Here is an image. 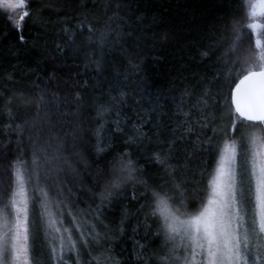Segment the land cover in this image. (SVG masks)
Segmentation results:
<instances>
[{
	"label": "trees",
	"instance_id": "trees-1",
	"mask_svg": "<svg viewBox=\"0 0 264 264\" xmlns=\"http://www.w3.org/2000/svg\"><path fill=\"white\" fill-rule=\"evenodd\" d=\"M111 2L113 7L115 3L121 5L116 18L119 36L113 34L114 43L106 48L99 70L92 62L94 46L87 45V28L102 26L107 15H112L111 11L107 15L103 11L110 0H96L95 9L92 0H26L23 12L30 15L20 22L19 28L0 10V93L7 98L21 89L29 90L36 98L44 96L42 108L46 109L37 115L33 104L26 113H17L15 121H10L0 109V154H7L8 160L16 156L30 160L33 141L37 147L49 140L53 147L62 144L60 155L71 166L63 165L59 173L53 171L46 182L41 170V187L50 191L49 212L62 222L58 226L71 228L80 239V228L84 237L89 236L90 229L93 235L99 233L101 243L121 264H157L153 253L163 248L164 237L157 235L160 225L151 216L148 200L140 197L142 186L128 182L101 202L100 193L112 179L113 162L121 153H129L149 183L162 176L167 178L152 154L166 150L167 141L181 134L174 130L185 120L184 113L191 112L193 122L201 117L197 100L206 90L209 107L204 115L209 118V127L201 130L195 123L194 127L201 141L213 136L212 128L217 129L219 139V128L229 123L225 105L229 70H233L232 74L239 71V78L246 74L252 60L250 50H255V35L246 27V0ZM85 3L87 8L82 7ZM63 29L68 30L67 34ZM74 33L73 42L69 37ZM237 37L240 40L232 52L230 48ZM204 51L209 56H202ZM234 60L238 61L235 66ZM110 84L115 86L112 95L126 93L119 117L124 131H115L114 114L101 120L105 124L103 139L107 147L97 153L96 105L108 99ZM77 94L82 101L75 99ZM9 123L13 128L21 124L23 135L8 129ZM134 124L142 125L146 133L142 145L125 143L134 134ZM195 139L193 135L176 144L180 162L187 164L181 180L186 186L190 210L197 207L198 193L202 194L200 190L218 160L216 152L194 150ZM208 148L204 143L203 149ZM48 155H53V148L48 149ZM6 164L0 157V201L7 187ZM36 196V212L40 213L39 192ZM39 221L35 258L39 264H59L50 254L53 245L59 254V234L48 226L47 214ZM140 245H144V250L138 261ZM98 254L93 251V255ZM68 255L66 251V264H71Z\"/></svg>",
	"mask_w": 264,
	"mask_h": 264
},
{
	"label": "snow or ice",
	"instance_id": "snow-or-ice-1",
	"mask_svg": "<svg viewBox=\"0 0 264 264\" xmlns=\"http://www.w3.org/2000/svg\"><path fill=\"white\" fill-rule=\"evenodd\" d=\"M246 3V27L255 35V50H250L252 60L242 78H239V71L232 74L233 70H229V92L225 97L229 123L219 128V139L217 129L212 128L213 136L201 141L200 134L194 127V123L201 130L209 127V118L204 115L209 107V93L206 90L197 100L201 117L193 122L191 112L184 113L185 120L180 128L174 130L180 131L181 134L167 141L166 150L161 149L152 154V159L161 166L167 178L162 176L149 183L143 178L142 169L137 166L131 155L121 153L113 162L110 172L112 179L104 185L100 193L103 203L112 195L114 189L123 184L133 182L134 185L142 186L140 197L148 200L151 216L160 225L157 235L164 237L163 248L153 253L157 264H264V0H246ZM22 7L24 0H0V9L13 14ZM82 7L87 8L88 5L85 3ZM120 7L119 3H115L113 7L110 0L103 11L105 15L111 11L112 15H107L102 26L89 25L87 28L86 41L88 46H94L92 62L97 70L103 65L106 48L114 43L113 34L115 33L117 38L119 36L116 18L119 17ZM92 8H96V0H92ZM29 15L26 11L19 15L15 27L19 28L20 22ZM83 23L81 21V25ZM63 31L67 34L68 30ZM74 36L75 33L69 37L73 42ZM20 39L23 40V36ZM239 40L240 37H237L230 51H235ZM57 47L59 48V45ZM96 52L99 53L98 57ZM201 55L209 56V52L204 51ZM237 63V60L233 61L234 66ZM236 79L238 83L235 82ZM114 88L115 86L110 84L108 99L96 105L99 125L95 131L97 153L106 151L107 147L103 139L105 124L100 123L101 120L114 114L116 119L112 123L115 125V131H124L119 117L122 105L126 103V93L112 95ZM103 95L104 93H101V96ZM75 99L79 102L83 98L77 94ZM0 100V109L6 112L10 121H15L17 113L21 110L26 113L33 104L36 106L37 115L41 110H46L42 108L44 96L36 98L35 93L26 89H21L16 95H8L7 98L0 93ZM214 120L215 117L213 122ZM33 124L35 125L36 121H33ZM6 127L18 132L20 136L23 135L24 129L19 123L15 128L12 123ZM142 127L134 124V134L130 135L125 143L142 145L146 138ZM72 135L75 138V133ZM193 135L196 137L194 150L216 152L218 160L214 171L207 178V183L200 190L202 194L198 193L197 207L190 210L185 194L186 186L181 180V177L185 176L187 164L180 162L176 144L178 140L183 141ZM29 139L32 140V137ZM204 143L209 145L208 149H203ZM33 145L30 160L23 156L8 160L7 154H0V157L7 161L5 174L8 177L7 187L0 201V264H39L35 258V246L40 235L39 218L45 214L48 226L59 234V254L57 255L55 245L50 248V254L55 256L59 264H66L65 240L69 253L67 261H71V264H121L112 256L111 250L101 243L99 233L93 235L90 229L89 236L84 237V231L80 228V237L83 239H74L71 228L58 226L62 222L49 212L50 191L41 187V170L44 171L46 182L51 178L53 171L59 173L63 170V165L70 167L71 164L60 155L62 144L53 147L49 140L45 145L38 147L36 141H33ZM49 148H53L51 157L48 155ZM174 160L178 162L176 165L172 163ZM37 192L40 213L36 212ZM133 198L137 197L134 195ZM144 206L141 205V208ZM64 233H68L67 237ZM140 248L138 261L143 256L144 245H140ZM94 250L99 254L93 255Z\"/></svg>",
	"mask_w": 264,
	"mask_h": 264
},
{
	"label": "rangeland",
	"instance_id": "rangeland-1",
	"mask_svg": "<svg viewBox=\"0 0 264 264\" xmlns=\"http://www.w3.org/2000/svg\"><path fill=\"white\" fill-rule=\"evenodd\" d=\"M25 4H26V0H24V7H25ZM24 7H22L21 9H19L16 14L7 12L6 10H2V9H0V10L4 11L6 14H8V16H10V18L16 23L18 21V19H19V15H21L23 13ZM67 235H68V233L65 235V237H67ZM73 238L74 239L77 238L74 233H73ZM59 245H60V242L58 243V247H59ZM65 246H67V241L65 242ZM66 251L67 250H65V252Z\"/></svg>",
	"mask_w": 264,
	"mask_h": 264
}]
</instances>
